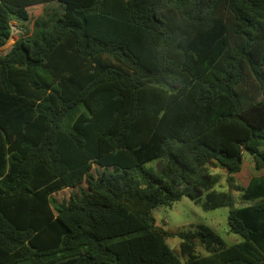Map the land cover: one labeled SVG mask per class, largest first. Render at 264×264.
<instances>
[{
	"label": "trees",
	"instance_id": "16d2710c",
	"mask_svg": "<svg viewBox=\"0 0 264 264\" xmlns=\"http://www.w3.org/2000/svg\"><path fill=\"white\" fill-rule=\"evenodd\" d=\"M36 5L0 54V264H264V178L232 177L264 170V0H0V49ZM183 198L240 241L197 225L182 262L151 212Z\"/></svg>",
	"mask_w": 264,
	"mask_h": 264
},
{
	"label": "rangeland",
	"instance_id": "374dc122",
	"mask_svg": "<svg viewBox=\"0 0 264 264\" xmlns=\"http://www.w3.org/2000/svg\"><path fill=\"white\" fill-rule=\"evenodd\" d=\"M43 7H34L28 10L29 21L21 22L13 20L11 22L12 35L6 44L0 49V54L4 55L9 48L17 41L19 37L23 34V29L27 31L30 35L34 28L35 20L41 15L43 12ZM40 12V13H39ZM39 14V15H38ZM248 158V155H244V160ZM145 168H153L155 170H159L160 162H153L147 164ZM207 173L220 175L221 181L217 186L216 190L225 191L230 193L235 199V207L240 208L244 206L239 199L237 192H235L231 187L229 188L225 182V178L227 174L224 170H221L213 165H208L206 167ZM244 171L247 172V176H250V171L248 168H245ZM95 176V172L91 173ZM242 176H237L235 179L236 183H243ZM233 182V185L235 184ZM85 190V186H84ZM78 194V190L76 189H66L60 191L52 196V198L58 204H66L70 198V196ZM203 203V199L198 202L190 201L187 198L181 199L179 202L173 204L171 207H159L152 210V216L154 218V223L156 229L162 231L165 234V243L166 245L176 253L180 260L183 262L184 258L180 254V243L182 240L178 237V235L182 232L192 231L195 229L197 225H203L209 227L215 235L220 237L227 245H231L232 240H239V238L235 235L228 233L227 227V216L228 209L221 208L214 211H203L201 209V205ZM194 246V251L197 255H207L204 245L198 240H194L192 242Z\"/></svg>",
	"mask_w": 264,
	"mask_h": 264
},
{
	"label": "crops",
	"instance_id": "0c3cea01",
	"mask_svg": "<svg viewBox=\"0 0 264 264\" xmlns=\"http://www.w3.org/2000/svg\"><path fill=\"white\" fill-rule=\"evenodd\" d=\"M34 7H41V5H36V6H33V7H29L28 10L30 8H34ZM40 13V12H39ZM39 15V14H38ZM12 40H9V42H11ZM244 155L245 154H242V163H241V169H240V172L235 174V175H232L233 177V181L235 182V179L237 178V176H242L243 178V183H236L235 182V185L236 186H239L240 188H246L247 185L249 184V182L252 180V179H257V178H264V170H255L254 169V165H253V161H252V158L248 156L247 159L244 160ZM245 168H248V170L250 171V176H247V172L244 171ZM222 179V178H221ZM221 181V180H220ZM220 181L219 183L214 187V190L217 189V186L220 184ZM218 192H224L226 193L225 191H219V190H216ZM238 196H240V193H238ZM240 240H232L231 241V245H234L236 243H238ZM227 245V244H226ZM231 245H228V246H231Z\"/></svg>",
	"mask_w": 264,
	"mask_h": 264
},
{
	"label": "built area",
	"instance_id": "2783aa9c",
	"mask_svg": "<svg viewBox=\"0 0 264 264\" xmlns=\"http://www.w3.org/2000/svg\"><path fill=\"white\" fill-rule=\"evenodd\" d=\"M11 35H12V28H11ZM11 37V36H10Z\"/></svg>",
	"mask_w": 264,
	"mask_h": 264
}]
</instances>
